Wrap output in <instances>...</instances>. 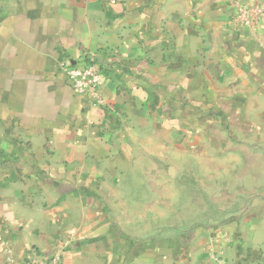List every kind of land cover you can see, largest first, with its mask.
Segmentation results:
<instances>
[{
	"label": "crops",
	"instance_id": "crops-1",
	"mask_svg": "<svg viewBox=\"0 0 264 264\" xmlns=\"http://www.w3.org/2000/svg\"><path fill=\"white\" fill-rule=\"evenodd\" d=\"M234 1L0 0V264H264V17ZM86 53L106 110L59 70ZM192 163L223 222L190 232Z\"/></svg>",
	"mask_w": 264,
	"mask_h": 264
},
{
	"label": "built area",
	"instance_id": "built-area-1",
	"mask_svg": "<svg viewBox=\"0 0 264 264\" xmlns=\"http://www.w3.org/2000/svg\"><path fill=\"white\" fill-rule=\"evenodd\" d=\"M233 24L238 29L254 31L264 17V5L245 3L242 0L234 1ZM59 70L63 73L67 83L86 103L107 109L106 99L103 95L105 88V75L95 55L86 53L78 61L63 59L59 63ZM12 264H63L61 254L49 258H28L20 263Z\"/></svg>",
	"mask_w": 264,
	"mask_h": 264
},
{
	"label": "rangeland",
	"instance_id": "rangeland-1",
	"mask_svg": "<svg viewBox=\"0 0 264 264\" xmlns=\"http://www.w3.org/2000/svg\"><path fill=\"white\" fill-rule=\"evenodd\" d=\"M220 139L222 138L219 137V141H221ZM206 162H208V164L200 165L198 169L199 172L202 173V175H199V178H208L209 180L210 175H211L209 155H208V160H206ZM191 165L192 166L190 168L188 167L186 169L188 180H191L190 184L186 185V192L188 194V199H189L187 202L188 204L187 212L188 213L191 212L193 215L192 216L188 215L187 217L176 216V217L171 218L172 224H180L181 226L183 225L184 228H186L190 232L199 227L202 229H206L208 226L222 224L223 222L222 218L218 219L216 217H211L209 215L208 216H198V215L195 216L194 215L195 210L198 212L199 208H203L206 213H210L211 203H212L209 199L211 195V185L210 184H196L195 185L194 179H195L196 169L194 168L193 163ZM174 166L177 168V170L179 169L177 164ZM183 172L185 171L183 170ZM176 177H179V174H177ZM189 178H192V179H189ZM157 187L160 189V191L163 192V187L161 185H158ZM165 192H169L171 195L177 196L178 192H182V187L174 185V186H171L169 189L166 188Z\"/></svg>",
	"mask_w": 264,
	"mask_h": 264
},
{
	"label": "water",
	"instance_id": "water-1",
	"mask_svg": "<svg viewBox=\"0 0 264 264\" xmlns=\"http://www.w3.org/2000/svg\"><path fill=\"white\" fill-rule=\"evenodd\" d=\"M170 172H171V175H170V176L174 177V174H175V172H176L175 169L171 168V169H170Z\"/></svg>",
	"mask_w": 264,
	"mask_h": 264
}]
</instances>
